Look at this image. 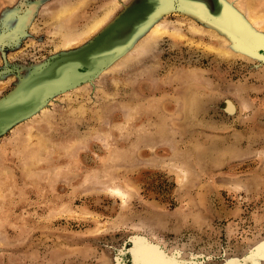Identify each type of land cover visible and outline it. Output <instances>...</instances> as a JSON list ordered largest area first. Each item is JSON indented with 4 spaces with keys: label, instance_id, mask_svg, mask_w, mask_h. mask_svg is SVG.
I'll use <instances>...</instances> for the list:
<instances>
[{
    "label": "rangeland",
    "instance_id": "rangeland-1",
    "mask_svg": "<svg viewBox=\"0 0 264 264\" xmlns=\"http://www.w3.org/2000/svg\"><path fill=\"white\" fill-rule=\"evenodd\" d=\"M180 1L0 0V97L119 17L13 98L90 78L0 135V264H264V0Z\"/></svg>",
    "mask_w": 264,
    "mask_h": 264
},
{
    "label": "water",
    "instance_id": "water-1",
    "mask_svg": "<svg viewBox=\"0 0 264 264\" xmlns=\"http://www.w3.org/2000/svg\"><path fill=\"white\" fill-rule=\"evenodd\" d=\"M140 2V1H139ZM138 2H135L134 5H136ZM189 3H191V5H187L186 3H184L183 1H180V2H175L173 3V5H169L165 8H163L161 11H159L157 15L163 12H167L169 11L170 9H181V10H184V11H191L193 13H198L199 15H203V16H206L207 18L209 17L210 19H213L215 20L217 23H219L221 25V22L218 21L216 19V14H215V9H214V4H213V0H211V3H212V10L209 12L207 11V9L201 5L200 3H198L196 0H189ZM132 5V6H134ZM131 6V7H132ZM225 6V5H224ZM223 6V7H224ZM227 6V5H226ZM225 6V8L227 10H229V12H231V15H238L239 16V13L237 11H235L234 9H231L228 8ZM197 7V8H196ZM193 8L195 9H199L200 11H195L193 10ZM241 16V15H240ZM119 18V17H117ZM116 19H114L113 21H111L101 32H99L92 40H90L89 42H87L86 44H84L82 47H80L79 49H76L74 51H71V52H67V53H61L59 55H55L52 59L46 61L44 64L36 67L35 69L31 70L26 76L24 77H20L19 78V81L13 86V88L8 92L6 93L5 95H3L2 97H0V108L5 106L7 103L11 102L13 100V98L15 97V95H17L21 89H23V87L26 85V83L32 78V76H34L37 72H39L40 70H44L50 63H52L54 60H56L58 57H61L63 55H70V54H73V53H76L78 51H81L83 50L84 48H87V46L92 43L94 40L97 39L98 36H100L103 32H105L108 27L110 25L113 24V22H115ZM241 21L242 23H244V25L248 28H250V26L247 24V22L244 20V18L241 17ZM222 27V26H221ZM253 31V30H252ZM235 40V39H234ZM236 41V40H235ZM236 43V42H235ZM241 49V48H240ZM243 50V48H242ZM243 51H246V50H243ZM247 52V51H246ZM247 53H250V52H247ZM252 55H255L257 57H260V58H263L264 59V50H260L259 52H254V53H250ZM103 69V68H102ZM90 78H87L83 81H80V82H77V83H74V84H71L69 86H63L62 88H59V89H56L54 90L53 92H50L48 94H46L44 96V99L42 101H40L38 104H33V105H29L27 106L26 108L18 111V112H15V111H12L9 115V117L7 118V120H0V135H2L3 133H5L8 129H10L11 127H13L16 123H18L19 121L29 117L30 115H33L34 113H36L48 100L49 97H52L53 95L55 94H58L60 92H63V91H66L70 88H73L75 87L76 85L84 82V81H87L89 80ZM25 83V84H24ZM264 240V239H263ZM261 241V240H260ZM153 245H156L158 246L155 242H152ZM130 244L133 246L132 244V241H130ZM159 247V246H158ZM129 250V249H128ZM163 252V251H162ZM164 255L166 256L165 252H163ZM168 257V256H167ZM133 264V262H132Z\"/></svg>",
    "mask_w": 264,
    "mask_h": 264
},
{
    "label": "bare ground",
    "instance_id": "bare-ground-1",
    "mask_svg": "<svg viewBox=\"0 0 264 264\" xmlns=\"http://www.w3.org/2000/svg\"><path fill=\"white\" fill-rule=\"evenodd\" d=\"M145 4V3H144ZM143 5V4H142ZM147 5L149 6L148 4V1H147ZM146 6V4H145ZM143 6V8L145 7ZM141 8V9H143ZM99 46V43H95L89 47H87L85 49V53H84V56L82 57L81 61H79L78 65H77V68H81L83 66H86V65H90V64H97L101 59L97 58V55L95 53V51L97 50ZM65 68V67H64ZM76 68V69H77ZM74 76V72L73 71H65L63 73H59V74H55V75H52V76H49V77H43L42 79H40L37 83H34V85L29 89V91H27V93L21 95L19 98H16L14 100H12L11 102L7 103L5 105V107L7 109H9L10 111H12L13 109L15 110L16 108L18 109L19 106H21V102L22 101H26L31 95L32 93H34L36 90L40 89L41 87H48L49 85H56L58 83H62L64 81H68L69 79H72ZM26 89V88H25ZM23 92V91H22ZM43 93V92H42ZM40 96V95H39ZM37 98V97H36ZM39 99V98H38ZM41 99V98H40ZM40 101V100H39ZM36 102V101H35ZM31 104V103H30ZM27 106V105H26ZM23 108V107H22ZM26 108V107H25ZM12 109V110H11ZM17 112V111H16ZM5 119V118H4ZM135 238H138V237H135ZM141 238V237H140ZM143 239V238H141ZM145 240V239H143ZM138 242V240H136ZM134 242V241H133ZM140 242V241H139ZM136 243V242H135ZM142 243V242H141ZM145 243V242H144ZM133 244V243H132ZM146 245V244H144ZM143 245V246H144ZM139 246H142V244H139ZM148 246L152 247V245H150V243L148 244ZM135 247V246H134ZM138 247V246H137ZM261 247V246H260ZM155 248V247H154ZM259 247L257 246L255 249H258ZM142 249V248H141ZM140 249V251H141ZM144 249V248H143ZM160 249V248H159ZM262 249V252L259 253L262 255V253H264V246L261 248ZM260 248L258 249V251L260 252L261 250ZM157 250H158V246H157ZM161 250V249H160ZM134 251V249H133ZM144 252L145 255H147V259L148 257H150L151 261L155 259V263L157 262L156 258L158 256H156V258L154 257V253L152 252H149V250L145 248V251H142ZM155 252V251H154ZM161 252V251H160ZM254 252V251H253ZM252 252V253H253ZM136 253V252H135ZM158 253V252H156ZM256 254V251L254 252ZM137 256V254H135ZM156 255V254H155ZM158 255H160L158 253ZM176 255V254H175ZM143 256V255H142ZM141 257V256H140ZM176 257V256H175ZM262 257V256H261ZM264 257V256H263ZM160 258V256H159ZM135 259H139V258H135ZM148 261V260H147ZM167 262V261H165ZM178 262V261H177ZM149 263V262H148ZM159 263V262H158ZM146 264V263H145ZM151 264V263H150Z\"/></svg>",
    "mask_w": 264,
    "mask_h": 264
},
{
    "label": "flooded vegetation",
    "instance_id": "flooded-vegetation-1",
    "mask_svg": "<svg viewBox=\"0 0 264 264\" xmlns=\"http://www.w3.org/2000/svg\"><path fill=\"white\" fill-rule=\"evenodd\" d=\"M149 238V237H148ZM150 239V238H149ZM152 240V239H151ZM154 241V240H153ZM154 242H156V241H154ZM157 243V242H156ZM159 243V242H158ZM160 244V243H159ZM162 245V244H161ZM133 247V246H132ZM132 247H131V249H132ZM162 247H163V245H162Z\"/></svg>",
    "mask_w": 264,
    "mask_h": 264
}]
</instances>
